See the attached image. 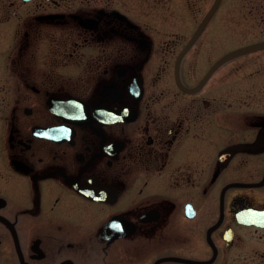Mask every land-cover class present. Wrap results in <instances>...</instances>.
Listing matches in <instances>:
<instances>
[{
	"label": "flooded vegetation",
	"instance_id": "flooded-vegetation-1",
	"mask_svg": "<svg viewBox=\"0 0 264 264\" xmlns=\"http://www.w3.org/2000/svg\"><path fill=\"white\" fill-rule=\"evenodd\" d=\"M230 26L264 0H0V264H264V48L226 59L264 40Z\"/></svg>",
	"mask_w": 264,
	"mask_h": 264
},
{
	"label": "rangeland",
	"instance_id": "rangeland-1",
	"mask_svg": "<svg viewBox=\"0 0 264 264\" xmlns=\"http://www.w3.org/2000/svg\"><path fill=\"white\" fill-rule=\"evenodd\" d=\"M230 2L232 0H229ZM264 40L263 37H260L257 32L245 31L236 26H230L228 29V48L232 50L239 46H246L257 41Z\"/></svg>",
	"mask_w": 264,
	"mask_h": 264
},
{
	"label": "water",
	"instance_id": "water-1",
	"mask_svg": "<svg viewBox=\"0 0 264 264\" xmlns=\"http://www.w3.org/2000/svg\"><path fill=\"white\" fill-rule=\"evenodd\" d=\"M219 1V0H218ZM213 14V11L210 12L208 14V16L204 19L203 23H202V27L208 23V21L211 19V16ZM201 29V28H200ZM261 48H264V44H260V45H254V46H251V47H248V48H245V49H241L240 51L238 52H235V53H231L229 56L226 57L231 59L232 57H235V56H238V55H241V54H245V53H249V52H252V51H255V50H258V49H261ZM218 65H216L217 67Z\"/></svg>",
	"mask_w": 264,
	"mask_h": 264
}]
</instances>
